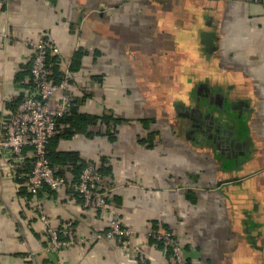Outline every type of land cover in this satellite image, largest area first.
<instances>
[{
	"label": "crops",
	"instance_id": "0c3cea01",
	"mask_svg": "<svg viewBox=\"0 0 264 264\" xmlns=\"http://www.w3.org/2000/svg\"><path fill=\"white\" fill-rule=\"evenodd\" d=\"M1 1L0 33L10 38L0 36V132L33 90V52L22 41L44 36L60 50L52 73L70 78L65 118H94L55 142L54 153L78 157L58 167L69 174L94 163L132 231L127 253L93 239L108 231L110 213L85 211L69 186L43 188L51 227L63 237L73 221L85 242L34 264H138L139 255L168 264L149 237L167 227L187 264H264V0ZM104 119L113 140L101 135ZM8 163L1 152L0 264H30L27 253L47 241Z\"/></svg>",
	"mask_w": 264,
	"mask_h": 264
},
{
	"label": "built area",
	"instance_id": "2783aa9c",
	"mask_svg": "<svg viewBox=\"0 0 264 264\" xmlns=\"http://www.w3.org/2000/svg\"><path fill=\"white\" fill-rule=\"evenodd\" d=\"M3 3L0 0V5ZM0 36L3 39L10 38L6 31H2ZM22 43L33 52L30 66L33 90L3 120L0 153L7 157L9 168L14 170L13 179L24 184L28 194L25 200L32 206L36 219L44 228L46 245L37 251H29L26 255L27 261L34 264L36 256H48L52 252L85 242L84 238L77 236L73 221L66 222L63 237L57 229L51 227L39 197L43 188L56 192L69 186L81 198L85 211L97 213L101 218L110 213L108 231L90 236L93 239L115 241L123 253L129 252L132 231L122 224L115 210L111 208L108 191L101 185L102 176L98 167L92 162L86 163L78 179L73 181L70 174L60 173L59 168L52 166L47 157V146L56 133L57 120L66 115L72 107L70 78L64 75L55 82L48 62L49 58L60 54L58 46L44 36H39L32 42L23 40ZM53 101L55 108L51 106ZM25 150L27 156L24 154ZM27 160H30V164L29 169L25 170ZM149 237L162 247L168 256V264H187L184 244L176 229L163 228L152 232ZM138 264L148 263L139 255Z\"/></svg>",
	"mask_w": 264,
	"mask_h": 264
},
{
	"label": "trees",
	"instance_id": "16d2710c",
	"mask_svg": "<svg viewBox=\"0 0 264 264\" xmlns=\"http://www.w3.org/2000/svg\"><path fill=\"white\" fill-rule=\"evenodd\" d=\"M49 60H50V58H49ZM52 74H53V76H52L53 80L55 82L59 81L62 78V75L60 73H52ZM71 115H73V114H71ZM93 120H94V118H90V117H87L85 115L76 116L74 118H71V117L65 118V115H64L63 117L58 118L56 133H57L59 124H61V123H69V128L66 129L64 131V133H62V134L56 135V133H55V135L50 139V142L47 146V157H48L52 166H56L57 168H59V167L61 168L60 164L66 162L67 160H69V162H76L78 160L77 155L74 153H66V154L54 153L53 152V146L55 145V142L58 140L59 137L69 138L70 136H72L76 132H83L84 131L83 127L85 126L84 124L92 122ZM108 123H109V119L108 120L104 119L102 121V126H104V131H103V133L101 132V135H105L109 140H113L114 135L112 133H110V130L108 129ZM29 164H30V160H27L25 170L29 169ZM84 165L81 164V165L76 166L74 168V170L71 173H69L72 176L73 181H76L78 179V176H79L82 168L84 167ZM61 172H63V171L60 170V173Z\"/></svg>",
	"mask_w": 264,
	"mask_h": 264
},
{
	"label": "water",
	"instance_id": "95a60500",
	"mask_svg": "<svg viewBox=\"0 0 264 264\" xmlns=\"http://www.w3.org/2000/svg\"><path fill=\"white\" fill-rule=\"evenodd\" d=\"M202 37H203V43L206 45V46H208V47H210V45H211V39H212V37H213V34H211V33H205V34H203L202 35Z\"/></svg>",
	"mask_w": 264,
	"mask_h": 264
}]
</instances>
